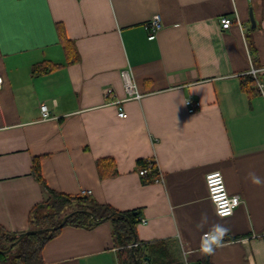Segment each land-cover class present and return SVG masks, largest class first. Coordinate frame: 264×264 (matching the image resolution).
<instances>
[{"label": "crops", "instance_id": "obj_1", "mask_svg": "<svg viewBox=\"0 0 264 264\" xmlns=\"http://www.w3.org/2000/svg\"><path fill=\"white\" fill-rule=\"evenodd\" d=\"M156 15L161 28L149 37L145 24ZM223 16L234 21L229 29L221 28ZM58 25L79 62L66 63ZM42 62L60 68L34 75ZM126 69L140 100L123 101ZM252 69L264 82V0H0V226L29 230L30 212L45 198L32 174L40 158L50 189L138 210L137 238L154 243L153 264H196L214 224L241 238L223 242L212 264H264V184L248 178L255 172L264 180V90L241 86ZM188 98L200 102L194 113ZM42 104L49 119L41 118ZM101 158H113L115 177L100 178ZM146 159L156 161L161 182L138 174ZM212 171L242 199L232 216L219 217L208 197ZM117 250L111 224L102 222L65 226L42 257L44 264H119Z\"/></svg>", "mask_w": 264, "mask_h": 264}, {"label": "trees", "instance_id": "obj_2", "mask_svg": "<svg viewBox=\"0 0 264 264\" xmlns=\"http://www.w3.org/2000/svg\"><path fill=\"white\" fill-rule=\"evenodd\" d=\"M60 43L66 55V63L74 64L79 62L80 56L75 44L66 36L64 27L57 26ZM253 64H258V51L251 36L247 37ZM60 68V65L50 62L36 64L32 68L34 75H46ZM241 86L247 93L254 94L259 91L257 79L251 75H245L241 79ZM97 169L101 179L115 177L118 172L113 158L98 159ZM145 165L141 161L140 167ZM157 171H153L143 179L147 183L153 182ZM32 174L41 186L45 198L37 204L29 215V230H49L30 234L18 243L17 236L21 233H9L0 226V264H44L42 251L44 246L53 238L57 237L65 226H74L84 229H92L102 222H109L112 228V236L117 246L119 264H153L151 254L153 242H142L137 238L136 226L140 223V212L138 210L118 211L107 204L99 203L91 194L80 193L68 195L50 189L43 178L40 158H35L32 165ZM75 212L63 227H59L62 220L69 213ZM240 236H226L224 242L240 239ZM136 240L135 248L131 245ZM13 244L9 252L8 250ZM211 255H203L196 264H212Z\"/></svg>", "mask_w": 264, "mask_h": 264}, {"label": "built area", "instance_id": "obj_3", "mask_svg": "<svg viewBox=\"0 0 264 264\" xmlns=\"http://www.w3.org/2000/svg\"><path fill=\"white\" fill-rule=\"evenodd\" d=\"M233 23H234V21L229 16H223L220 18L221 28H223L225 30L229 29L233 25ZM160 28H161V20H160V16H158V15L154 16L151 20H149L145 24V29L150 34L149 37H153ZM253 70L254 69H252L251 72ZM255 71L257 74L254 77L257 79L258 88L260 91H263L260 86L264 85V82L259 80L258 72H257V70H255ZM127 75L132 76V73L130 70L126 69V70L121 71V76H122L124 85H125V78ZM3 85H4V80H3V77L0 76V92L3 88ZM135 85H136V83H135ZM125 92L127 94V97L123 101L140 100L144 96V94L140 93L139 90L137 89V85H136V89L134 91L133 90H125ZM123 101L122 100L115 101L114 104H116L118 106L119 117L125 118L126 113L122 107ZM186 105L188 107V111L190 113H194L197 110V108L200 107V102H198V101L195 102V101L191 100L190 98H188L186 100ZM40 108H41V113H42L41 118L43 120L49 119L50 113L48 110V106L46 104H42ZM144 162H145V165L138 169V174L141 176V178L145 179L153 171H157L156 176L153 178V182H161L163 180V177L161 175V172L157 168L156 161L154 159L153 160L152 159H146V160H144ZM205 182H206L208 197H209L210 201L212 203H213V201H215V203H213L214 208H215V212H216V206L217 205L221 206L222 211L227 208V200L225 199V194H227V197L229 199L232 196H238L239 197V205L237 207H235L234 209H232V214L230 215V216H232L234 214L235 210L242 204L241 197L239 195H232L227 191L223 175L221 174L220 171H212V172H209L208 174H206ZM83 193L89 194V192H83ZM216 214H217V212H216ZM219 217L225 218V217H229V216H219Z\"/></svg>", "mask_w": 264, "mask_h": 264}, {"label": "clouds", "instance_id": "obj_4", "mask_svg": "<svg viewBox=\"0 0 264 264\" xmlns=\"http://www.w3.org/2000/svg\"><path fill=\"white\" fill-rule=\"evenodd\" d=\"M251 75L255 76L257 73L253 70ZM125 90H135L136 85L134 79L131 75H127L125 78ZM262 90H264V85L260 86ZM248 178L254 185H262L264 184V180H262L259 176L255 174V172H249ZM225 199L227 200V208L225 210H221V206H216V212L219 216H230L232 214V209L239 205V197L232 196L230 199L225 194ZM215 203V201H213ZM207 224V215L204 214L201 217V221L197 224L198 229H202L204 225ZM230 229L222 224H214L210 228V230L204 234L200 243V251L203 255H214L215 251L218 248L224 246V238L229 234Z\"/></svg>", "mask_w": 264, "mask_h": 264}, {"label": "water", "instance_id": "obj_5", "mask_svg": "<svg viewBox=\"0 0 264 264\" xmlns=\"http://www.w3.org/2000/svg\"><path fill=\"white\" fill-rule=\"evenodd\" d=\"M250 18H251V21H252V23H253V27H254V26H255V23H254V18H253V13H252V12L250 13ZM74 214H75V212H72V213H69L67 216H65L64 219L62 220V222H61V224H60L59 227H63V226L66 224L67 220H68L71 216H73ZM49 229H50V228H44V229H31V230H28V231H26V232H23V233H21V234H19V235L17 236V239H16V242H15V243H18L19 241H21V240H22L24 237H26L27 235L43 233V232H45V231H47V230H49ZM135 245H136V240H134L133 244L131 245V248L134 249V248H135ZM12 246H13V244L10 246V248H9L8 250L2 251V252H5V253L9 252L10 249L12 248ZM137 264H139V262H137Z\"/></svg>", "mask_w": 264, "mask_h": 264}]
</instances>
